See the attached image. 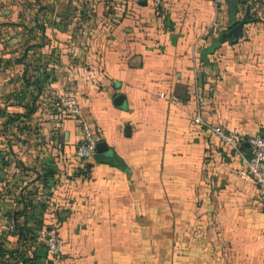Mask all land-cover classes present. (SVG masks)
<instances>
[{
	"label": "crops",
	"instance_id": "0c3cea01",
	"mask_svg": "<svg viewBox=\"0 0 264 264\" xmlns=\"http://www.w3.org/2000/svg\"><path fill=\"white\" fill-rule=\"evenodd\" d=\"M70 89L125 170L76 158ZM197 114L264 127V0H0V264H264L256 185Z\"/></svg>",
	"mask_w": 264,
	"mask_h": 264
},
{
	"label": "built area",
	"instance_id": "2783aa9c",
	"mask_svg": "<svg viewBox=\"0 0 264 264\" xmlns=\"http://www.w3.org/2000/svg\"><path fill=\"white\" fill-rule=\"evenodd\" d=\"M158 4L159 0H148ZM221 0H213L215 10L219 9ZM170 98H173L170 95ZM52 109L60 116L75 119L80 123L81 136L75 149V156L83 163L92 160L95 154L97 140L92 135L85 120L82 118L81 109L75 93L70 89L62 93L52 102ZM195 121L208 126L220 141L228 144L238 155L240 162L245 167L248 178L256 185L258 198L264 211V127L256 133L246 136L239 130L225 129L220 126L205 124L201 117L195 115ZM38 242L50 257L61 255L63 242L56 234L41 236Z\"/></svg>",
	"mask_w": 264,
	"mask_h": 264
},
{
	"label": "water",
	"instance_id": "95a60500",
	"mask_svg": "<svg viewBox=\"0 0 264 264\" xmlns=\"http://www.w3.org/2000/svg\"><path fill=\"white\" fill-rule=\"evenodd\" d=\"M123 101H124V96L122 94L116 95L113 100L114 104L119 105V106L123 104ZM93 159L96 162H100V163L104 162V163H108L113 166H117L122 170L126 169V166L123 160L120 157H118L115 154V152L109 150L107 145L103 141L96 142L95 154H94ZM37 253L45 255L46 251L42 249L41 247H39L37 249Z\"/></svg>",
	"mask_w": 264,
	"mask_h": 264
},
{
	"label": "trees",
	"instance_id": "16d2710c",
	"mask_svg": "<svg viewBox=\"0 0 264 264\" xmlns=\"http://www.w3.org/2000/svg\"><path fill=\"white\" fill-rule=\"evenodd\" d=\"M235 2H237L238 4L240 3H244L245 1L247 0H234ZM244 16L240 19H238L236 22H234L231 26H230V29H228L227 31L223 32L224 34L223 35H220V38L222 39H235L236 37H239L241 36L240 35V30L239 29H236L237 26L239 24H241L240 26L238 27H241L243 24H246V23H250V22H253L254 19L252 18V16H250V14L248 13V11L246 13H243ZM231 28H234V29H231ZM215 45H212L210 48L207 49L208 52H210L212 49H214ZM14 116V115H13ZM17 115H15L16 117ZM88 166V163L85 165V167ZM16 228H17V231H18V235H19V240H22V236L23 238H25V233L26 232H29L27 231L26 227H24L23 225H20V224H16L15 225ZM26 231V232H25ZM0 252H2V249L0 248Z\"/></svg>",
	"mask_w": 264,
	"mask_h": 264
}]
</instances>
